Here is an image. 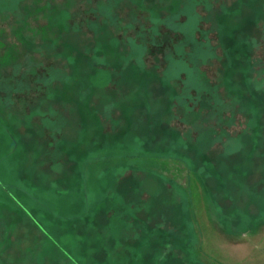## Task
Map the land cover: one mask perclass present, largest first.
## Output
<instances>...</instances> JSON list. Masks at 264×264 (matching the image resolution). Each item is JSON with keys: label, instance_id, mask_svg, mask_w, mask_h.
Segmentation results:
<instances>
[{"label": "rangeland", "instance_id": "obj_1", "mask_svg": "<svg viewBox=\"0 0 264 264\" xmlns=\"http://www.w3.org/2000/svg\"><path fill=\"white\" fill-rule=\"evenodd\" d=\"M0 264H264V0H0Z\"/></svg>", "mask_w": 264, "mask_h": 264}, {"label": "trees", "instance_id": "obj_2", "mask_svg": "<svg viewBox=\"0 0 264 264\" xmlns=\"http://www.w3.org/2000/svg\"><path fill=\"white\" fill-rule=\"evenodd\" d=\"M76 12L77 11L70 12L68 14V19L66 21L67 22L69 21V22L72 23V21L74 19L76 20L77 16L79 15V14L77 15ZM88 16H90V15H88ZM77 20L79 21L80 19H77ZM182 24H183L182 22H178L176 20H173L172 22H169V20H166V19L163 20V22L161 23V25H164L165 28L169 30L168 33L172 34V36H167L166 35L165 39L163 41L164 44L161 43L162 46L165 47L166 50H167V52H166L167 53V55H166L167 58H171V59L183 58L184 59L186 55H190V56L191 55H196V53H198L201 50V49H199L200 47L197 46L198 44H196V41H194L192 38H191L190 41H187V37L189 36L188 35L189 33L185 30L186 29V27H184L185 24H183V26H182ZM149 31L152 32L151 29ZM157 33L158 32H156L155 34H157ZM161 37H162V35H161ZM152 42H154V41H152ZM152 46H153V48L157 47V45L155 43H153ZM153 48H151L149 50L151 51ZM207 52H209L206 55V57L208 59L207 63H209L211 60H213L212 59L213 56H216V55H215V53L213 51V48L207 49ZM202 64H205V63H202ZM193 91H194L195 95L194 94L190 95L191 93L189 92V94H188V92H187L186 94L188 95V97H194L197 94H199V89L198 88H196V87L193 88ZM182 101L186 102V101H189V99L182 100ZM208 103H209V101H208ZM212 104H209V106L210 107L212 106V109L216 110L217 104H214V103H212ZM185 106L187 107V109H190L192 105H191V103L189 101V104L187 103V105H185ZM220 110H222V109H220ZM221 113L223 114V111H221ZM218 119H219V117H218ZM226 120H229V118H226Z\"/></svg>", "mask_w": 264, "mask_h": 264}]
</instances>
